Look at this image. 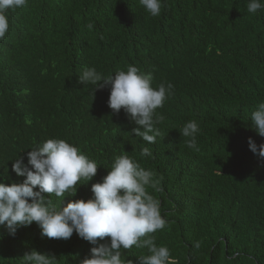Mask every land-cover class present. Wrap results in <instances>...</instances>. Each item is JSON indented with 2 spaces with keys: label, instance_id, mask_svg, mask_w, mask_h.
<instances>
[{
  "label": "trees",
  "instance_id": "trees-1",
  "mask_svg": "<svg viewBox=\"0 0 264 264\" xmlns=\"http://www.w3.org/2000/svg\"><path fill=\"white\" fill-rule=\"evenodd\" d=\"M247 3L162 0L156 17L139 0H28L9 11L0 40V181L22 182L13 161L27 163L32 148L64 139L98 164L66 205L91 198V185L126 155L154 173L157 186L146 190L166 225L151 235L177 264H264V159L248 145L250 137L264 143L251 122L264 102V8L252 14ZM129 65L151 72L153 88L174 86L156 110L164 119L154 144L135 136L123 109L109 107L110 85L79 81L86 68L111 76ZM190 120L200 128L199 151L179 132ZM145 147L151 156L141 155ZM93 246L75 232L42 237L35 222L14 236L0 226V264H21L33 249L79 264ZM121 253L125 264L148 254L135 246Z\"/></svg>",
  "mask_w": 264,
  "mask_h": 264
},
{
  "label": "clouds",
  "instance_id": "clouds-1",
  "mask_svg": "<svg viewBox=\"0 0 264 264\" xmlns=\"http://www.w3.org/2000/svg\"><path fill=\"white\" fill-rule=\"evenodd\" d=\"M27 3L28 0H0V40L9 30L7 13ZM139 3L151 16L160 15L162 0H139ZM246 7L249 13L255 14L264 8V0H248ZM88 27L91 29L92 25ZM152 80L151 72H140L132 65L111 76L103 75L94 67L79 74V81L84 84L96 88L110 85L109 107L114 113L123 109L138 126L132 130L135 136L149 144L156 142L160 135L157 125L164 119L156 110L163 107L174 91L171 83L153 88ZM251 122L255 131L264 137V102L258 103ZM179 132L188 138V148L199 151L196 136L200 128L195 120L186 122ZM248 145L258 158L264 159V143L258 146L250 137ZM141 155L152 153L145 147ZM11 167L17 176L25 178L20 183L0 181V226L10 235L35 222L42 237L68 240L75 232L94 245L90 256L79 260V264H125L121 249L130 250L133 246L147 249L148 254L137 257L139 264H177L169 249L157 246L151 235L166 225L159 201L146 190L147 186H157L152 179L154 173L132 158L116 156L103 180L91 185V198L70 200L66 205H63L65 196H75L79 185L91 181L98 170L97 162L75 145L64 139H47L27 153V163L19 157ZM52 195L60 198L59 207L53 205ZM106 237L110 242L100 243ZM195 246L200 245L197 242ZM21 264H57L56 255L33 249L24 253Z\"/></svg>",
  "mask_w": 264,
  "mask_h": 264
}]
</instances>
